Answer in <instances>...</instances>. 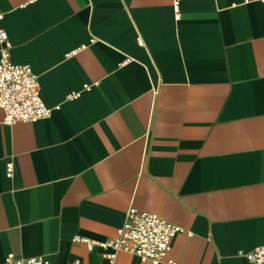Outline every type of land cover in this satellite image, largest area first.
Returning a JSON list of instances; mask_svg holds the SVG:
<instances>
[{"label":"crops","instance_id":"1","mask_svg":"<svg viewBox=\"0 0 264 264\" xmlns=\"http://www.w3.org/2000/svg\"><path fill=\"white\" fill-rule=\"evenodd\" d=\"M174 1L0 0L11 61L60 106L13 125L0 108V264H152L73 241L115 238L132 205L184 229L176 264H253L239 252L264 246V1Z\"/></svg>","mask_w":264,"mask_h":264},{"label":"built area","instance_id":"2","mask_svg":"<svg viewBox=\"0 0 264 264\" xmlns=\"http://www.w3.org/2000/svg\"><path fill=\"white\" fill-rule=\"evenodd\" d=\"M264 1V0H259ZM174 8L179 13V0L174 1ZM139 43L142 42L138 38ZM12 43L5 30L0 29V108L4 112L3 123L13 125L17 122H35L49 118L53 110L60 106L49 107L40 95L38 75L30 65H18L11 61ZM89 89L91 85H85ZM81 92H74L68 99H75ZM13 174V164H8L7 175ZM184 229L162 218L156 213L140 211L133 205L126 212L125 221L118 229L117 236L108 241H94L76 236L74 242L86 243L89 249L95 246L105 250L104 255L113 262L116 253L125 251L135 254L142 261L152 264H176L169 257L172 238ZM253 264H264V246L250 252H239ZM4 264H53L46 255L17 258L10 253Z\"/></svg>","mask_w":264,"mask_h":264}]
</instances>
